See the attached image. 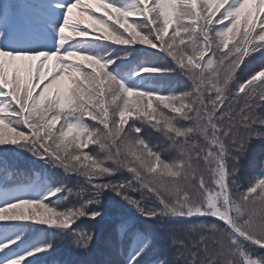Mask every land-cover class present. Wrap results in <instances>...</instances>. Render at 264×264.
I'll return each instance as SVG.
<instances>
[{
    "label": "snow or ice",
    "instance_id": "1",
    "mask_svg": "<svg viewBox=\"0 0 264 264\" xmlns=\"http://www.w3.org/2000/svg\"><path fill=\"white\" fill-rule=\"evenodd\" d=\"M91 3L101 14L0 0V174L9 157L41 169L0 180V264H50L58 241L91 251L81 225L105 219L107 196L119 213L107 264H149L153 225L176 246L172 264H264L250 248L264 249V151L247 183L241 170L264 142V0Z\"/></svg>",
    "mask_w": 264,
    "mask_h": 264
},
{
    "label": "trees",
    "instance_id": "2",
    "mask_svg": "<svg viewBox=\"0 0 264 264\" xmlns=\"http://www.w3.org/2000/svg\"><path fill=\"white\" fill-rule=\"evenodd\" d=\"M84 5L94 8L97 15L101 14L100 9L91 0H82ZM74 17L82 20V26L92 25V21L87 15L79 12L77 9L73 10ZM171 31V29H170ZM52 62H48V68L51 70ZM173 83H177L180 86H187L190 82L186 78L180 76H174L169 78ZM64 85L67 87L68 79L64 77ZM256 115L264 117V106L258 107ZM92 123V121H89ZM25 131H27L25 129ZM254 147L250 150V153L245 161L242 163V172L244 173L243 182L247 183L248 179L254 174L258 173L259 165L257 163L259 156L264 151V142L260 140L253 141ZM91 151H96L95 146H90ZM41 169L39 166H33L25 160L23 156L9 157L5 162V173L0 174V180L8 183L11 186L20 185L26 183L28 179L34 178L36 173H39ZM49 172L55 171L58 177H63L65 173L62 169L48 170ZM122 178V177H118ZM68 186L73 190H78L79 187L85 186L83 178L77 177L75 174H71V179L68 180ZM77 197L71 196L67 201H61L63 207H72L77 202ZM118 199V198H115ZM122 203V202H121ZM105 208L111 212L106 215L104 220L98 222H92L85 219V223L81 227L86 228L89 231H93L96 234V241L91 247V251L80 253L77 250L71 249L67 242L58 241V251L49 257V262L58 261L59 264H107V262L116 258L117 246L115 243L110 246L106 244V240L110 236L113 229V222L119 218L117 211H112L115 207V201L111 196H107L104 201ZM125 210H127L126 206ZM167 223V218H165ZM179 227V226H178ZM178 238H183L182 232H177ZM152 237L154 238V244L152 251L149 254L148 262L153 264L155 260H165L168 264H172V261L177 255L176 246L171 244V237L167 236L162 230L153 225ZM114 239V237H113ZM253 253V259H259L264 255V249H260L258 246H250Z\"/></svg>",
    "mask_w": 264,
    "mask_h": 264
}]
</instances>
